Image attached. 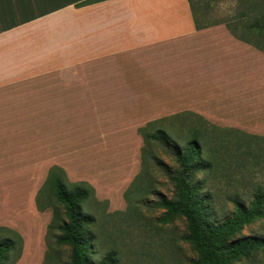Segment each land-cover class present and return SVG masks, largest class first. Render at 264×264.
I'll return each instance as SVG.
<instances>
[{
	"label": "rangeland",
	"instance_id": "obj_1",
	"mask_svg": "<svg viewBox=\"0 0 264 264\" xmlns=\"http://www.w3.org/2000/svg\"><path fill=\"white\" fill-rule=\"evenodd\" d=\"M190 1L197 24L219 25L236 42L229 66L214 59L195 68L203 73H181L180 50L165 47L96 72L93 84L112 85L111 94L92 98L74 85L56 94L41 85L0 97V240L16 243L1 264H70L60 240L66 211L47 184L53 172L91 190L82 212L97 263L192 264L184 219L166 220L157 207L174 197L157 164L176 168L150 138L159 130L182 147L197 134L209 166L195 181L216 221L235 200L248 205L264 194V0ZM69 75L79 83L77 71ZM124 79L128 90L119 94ZM246 236L264 239V217L234 238ZM237 264H264V247Z\"/></svg>",
	"mask_w": 264,
	"mask_h": 264
},
{
	"label": "crops",
	"instance_id": "obj_2",
	"mask_svg": "<svg viewBox=\"0 0 264 264\" xmlns=\"http://www.w3.org/2000/svg\"><path fill=\"white\" fill-rule=\"evenodd\" d=\"M226 33L219 25L197 24L190 0H0V97L41 85L56 94L72 85L92 98L111 94L112 85L93 84L96 72L165 47L180 50L181 73H203L195 68L214 59L229 66L235 53L228 45L235 49L236 42ZM74 71L76 85L69 75ZM127 80L118 82L119 94L128 90Z\"/></svg>",
	"mask_w": 264,
	"mask_h": 264
},
{
	"label": "trees",
	"instance_id": "obj_3",
	"mask_svg": "<svg viewBox=\"0 0 264 264\" xmlns=\"http://www.w3.org/2000/svg\"><path fill=\"white\" fill-rule=\"evenodd\" d=\"M99 1L103 0H93ZM150 138L164 148L176 166L171 170L157 164L174 187V197L159 199L157 207L165 211L166 220L184 219L188 231L185 239L196 252L192 264H237L243 257L264 247V239L234 238L244 227L264 217L262 192L257 193L248 205L235 200L234 211L216 221L209 196L201 193L202 189L195 181L196 175L209 166L202 161V146L197 134L191 135L184 147L171 141L162 130ZM47 184L51 195L66 211L67 223L60 227L63 233L60 240L70 248V264H108L107 260L96 262L95 245L85 230L90 223L82 211L91 197V190L82 186L69 187L56 172L50 173ZM15 244L11 239L0 240V264Z\"/></svg>",
	"mask_w": 264,
	"mask_h": 264
}]
</instances>
